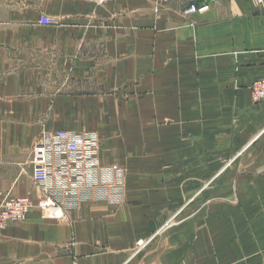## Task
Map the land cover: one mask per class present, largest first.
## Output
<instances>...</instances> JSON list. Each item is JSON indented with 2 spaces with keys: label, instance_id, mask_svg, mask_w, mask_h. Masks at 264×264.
Instances as JSON below:
<instances>
[{
  "label": "crops",
  "instance_id": "crops-1",
  "mask_svg": "<svg viewBox=\"0 0 264 264\" xmlns=\"http://www.w3.org/2000/svg\"><path fill=\"white\" fill-rule=\"evenodd\" d=\"M191 1L0 0V203L42 197L45 131L97 133L123 173L0 228V264H264V0Z\"/></svg>",
  "mask_w": 264,
  "mask_h": 264
},
{
  "label": "built area",
  "instance_id": "built-area-1",
  "mask_svg": "<svg viewBox=\"0 0 264 264\" xmlns=\"http://www.w3.org/2000/svg\"><path fill=\"white\" fill-rule=\"evenodd\" d=\"M102 6L114 0H85ZM188 6L185 14H203L209 4ZM258 3L261 0H256ZM40 25L54 26L57 21L41 16ZM252 101L264 100V78L256 79L251 86ZM101 144L95 132L74 133L66 130L45 131L33 145L31 152L32 180L43 195L37 200L27 197L6 198L0 203V228L9 223L24 221L29 212L37 208L48 219L62 220L64 210L81 201L97 198L106 199L107 192L114 186H122L123 173L117 166L102 167ZM58 192L53 197L51 186ZM139 241L138 245H141ZM68 264H77L71 261Z\"/></svg>",
  "mask_w": 264,
  "mask_h": 264
},
{
  "label": "water",
  "instance_id": "water-1",
  "mask_svg": "<svg viewBox=\"0 0 264 264\" xmlns=\"http://www.w3.org/2000/svg\"><path fill=\"white\" fill-rule=\"evenodd\" d=\"M192 4V1L188 4V6H190Z\"/></svg>",
  "mask_w": 264,
  "mask_h": 264
}]
</instances>
